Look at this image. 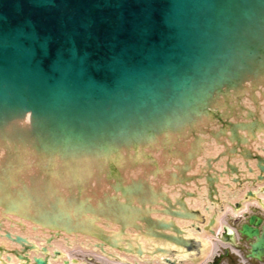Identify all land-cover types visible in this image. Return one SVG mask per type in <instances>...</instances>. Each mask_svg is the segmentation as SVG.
Returning <instances> with one entry per match:
<instances>
[{
  "label": "water",
  "instance_id": "95a60500",
  "mask_svg": "<svg viewBox=\"0 0 264 264\" xmlns=\"http://www.w3.org/2000/svg\"><path fill=\"white\" fill-rule=\"evenodd\" d=\"M259 184L264 0H0V264H31L18 227L177 264Z\"/></svg>",
  "mask_w": 264,
  "mask_h": 264
},
{
  "label": "flooded vegetation",
  "instance_id": "af4514ba",
  "mask_svg": "<svg viewBox=\"0 0 264 264\" xmlns=\"http://www.w3.org/2000/svg\"><path fill=\"white\" fill-rule=\"evenodd\" d=\"M253 193L255 194V192ZM245 201H247L245 198H241L238 201L236 200L232 205L234 211L237 212V210H243L242 208L244 207ZM245 213L248 216L244 215ZM252 215L260 216L264 222V207L247 206L246 210H244L237 217H232V214L229 212L226 214L224 222L232 224L235 228L239 229L241 228L242 224L247 222L248 218ZM241 219H244V221L241 222ZM234 221H237V224H234ZM20 235L28 238L31 242L37 245V250H31V253L29 252L31 264H36L35 258L44 260L46 264H142L136 263V261H131L129 263L117 262L95 252L90 248L83 246L75 247V245L69 246V244L64 239H54L49 244L47 241V239L50 238L49 235L47 238H45L43 234H39V232L35 233L33 230H31V228L25 232H20ZM228 244H237L236 249H239L241 253L244 254L246 252V247L250 243H248L245 239L241 240L240 242H235L227 233L224 236L220 235L218 239H216V242H213V248L206 264H238V259L228 249ZM15 246L18 247L17 244H15ZM44 249L47 250L46 253H44ZM177 264L194 263L188 259H181ZM250 264L259 263L256 261H251Z\"/></svg>",
  "mask_w": 264,
  "mask_h": 264
},
{
  "label": "bare ground",
  "instance_id": "6f19581e",
  "mask_svg": "<svg viewBox=\"0 0 264 264\" xmlns=\"http://www.w3.org/2000/svg\"><path fill=\"white\" fill-rule=\"evenodd\" d=\"M259 186L260 185L256 186V188H258ZM87 240H89V239L76 240V241H73V242L75 244V247H79V246H84L87 243Z\"/></svg>",
  "mask_w": 264,
  "mask_h": 264
},
{
  "label": "rangeland",
  "instance_id": "374dc122",
  "mask_svg": "<svg viewBox=\"0 0 264 264\" xmlns=\"http://www.w3.org/2000/svg\"><path fill=\"white\" fill-rule=\"evenodd\" d=\"M244 221V219H241V222H243ZM240 222V221H239ZM234 224H237V221H234Z\"/></svg>",
  "mask_w": 264,
  "mask_h": 264
}]
</instances>
